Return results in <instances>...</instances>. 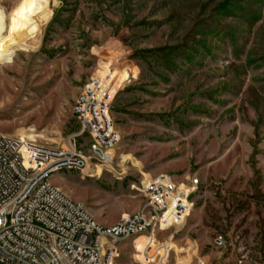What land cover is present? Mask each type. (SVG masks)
I'll return each instance as SVG.
<instances>
[{"label": "rangeland", "instance_id": "374dc122", "mask_svg": "<svg viewBox=\"0 0 264 264\" xmlns=\"http://www.w3.org/2000/svg\"><path fill=\"white\" fill-rule=\"evenodd\" d=\"M0 14L32 35L0 65V134L90 156L72 106L92 76L116 88L111 163L54 186L107 225L142 205L144 180L196 179L158 236L183 250L169 263L264 264V0H0ZM133 254L122 242L116 264Z\"/></svg>", "mask_w": 264, "mask_h": 264}, {"label": "built area", "instance_id": "2783aa9c", "mask_svg": "<svg viewBox=\"0 0 264 264\" xmlns=\"http://www.w3.org/2000/svg\"><path fill=\"white\" fill-rule=\"evenodd\" d=\"M115 94L106 77L92 76L72 106L79 136L90 139V156L73 145L52 148L0 134V264H116L120 244L130 241L134 251L138 236L146 238L143 264H170V245L158 236L188 214L198 180H144L137 190L142 205L110 226L97 223L50 181L55 174L85 170L92 159L103 164L120 143L111 117Z\"/></svg>", "mask_w": 264, "mask_h": 264}, {"label": "bare ground", "instance_id": "6f19581e", "mask_svg": "<svg viewBox=\"0 0 264 264\" xmlns=\"http://www.w3.org/2000/svg\"><path fill=\"white\" fill-rule=\"evenodd\" d=\"M18 18H14L13 21L8 22L3 20L0 14V65L12 63V50L20 48H29L27 43H32V35L27 27L17 21ZM6 89V86H1V89ZM21 139L33 140L34 136H26L23 132L20 134ZM126 157H122L125 159ZM112 161V152L109 151L105 154L104 163L109 164ZM98 174V173H97ZM100 174V173H99ZM146 238L144 236H138L134 239L135 250L132 256L133 260L140 264H143V252L145 249ZM176 247V246H175ZM171 250L175 249L173 245H170ZM176 254L183 252V250L175 249ZM178 259V258H177ZM179 264H183V261H179Z\"/></svg>", "mask_w": 264, "mask_h": 264}, {"label": "crops", "instance_id": "0c3cea01", "mask_svg": "<svg viewBox=\"0 0 264 264\" xmlns=\"http://www.w3.org/2000/svg\"><path fill=\"white\" fill-rule=\"evenodd\" d=\"M113 223H109V224H107L106 226H110V225H112Z\"/></svg>", "mask_w": 264, "mask_h": 264}]
</instances>
